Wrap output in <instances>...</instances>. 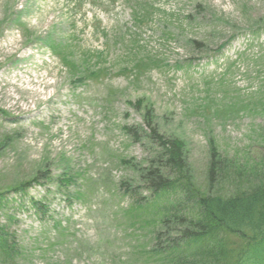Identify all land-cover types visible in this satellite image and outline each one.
<instances>
[{
  "label": "rangeland",
  "instance_id": "374dc122",
  "mask_svg": "<svg viewBox=\"0 0 264 264\" xmlns=\"http://www.w3.org/2000/svg\"><path fill=\"white\" fill-rule=\"evenodd\" d=\"M74 1L0 0V193L48 170L77 176L71 189L82 194L68 203L51 183L50 193L44 185L28 196L8 193L0 222L16 235L20 264H171L162 254L146 256L164 208L132 210L141 197L120 186L141 183L126 161L147 167L153 157L144 121L153 111L161 134L184 141L195 187L206 188L212 137L221 157L244 169L264 167V117L249 112L264 97V30L252 34L264 20V0H146L154 20L142 28L131 19L137 0H85L78 8ZM23 9L26 26L17 28L9 15ZM69 17L80 44L104 49L110 74L75 85L36 41ZM94 18L105 36L93 34ZM130 39L141 41V77L119 74L130 66L120 59ZM146 57L156 59L148 70ZM127 127L138 129L141 141ZM179 195L168 193L159 205Z\"/></svg>",
  "mask_w": 264,
  "mask_h": 264
},
{
  "label": "trees",
  "instance_id": "16d2710c",
  "mask_svg": "<svg viewBox=\"0 0 264 264\" xmlns=\"http://www.w3.org/2000/svg\"><path fill=\"white\" fill-rule=\"evenodd\" d=\"M257 25L255 33L264 30V20ZM47 40L52 50L57 52L61 48V45H52L55 41L51 36ZM192 43L206 49L198 42ZM223 46L225 44L221 48ZM66 49L62 57L66 68L74 70L75 66L70 63H77L76 55L83 57L81 67L90 63L91 58L75 52L72 46ZM256 105L249 112L263 116L264 97ZM152 112L148 111L144 120L149 131L145 137L156 147L153 157L147 167L126 162L132 163L130 167L141 184L131 187L122 182L120 186L126 196H139L140 189L150 193L148 198L136 200L132 210L157 204L167 193L180 194L175 203L162 205L165 209L152 232L151 254L165 255L166 260L174 264H264V167L244 169L236 161L221 157L217 143L211 138L207 185L205 189L195 187L184 141L161 134L153 122ZM137 130L125 128L136 142L141 141ZM262 136L264 138V127ZM41 180L56 181L58 187L67 192L66 187L73 178L64 173L56 179L47 170L8 191L25 193ZM226 184L230 186L229 193L220 190ZM3 200L4 195L0 194V205ZM20 255L14 234L0 223V264H17Z\"/></svg>",
  "mask_w": 264,
  "mask_h": 264
}]
</instances>
